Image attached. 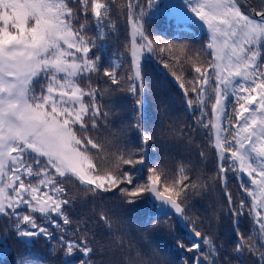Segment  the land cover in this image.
<instances>
[{
    "label": "snow or ice",
    "instance_id": "1",
    "mask_svg": "<svg viewBox=\"0 0 264 264\" xmlns=\"http://www.w3.org/2000/svg\"><path fill=\"white\" fill-rule=\"evenodd\" d=\"M156 5L157 0L146 5L143 0L126 5L116 0H0V217L5 233L14 232L25 246L45 239L62 253V264H167L157 249L133 245L103 212L96 230L83 213L74 219L78 200L86 203L116 192L130 206L151 197L157 220L176 216L170 230L173 246L194 253L178 264H229L230 256L240 264L245 254L264 264V0L256 6L251 0L173 5L178 26L195 20L207 28V40L195 51L148 32L145 23ZM114 14L126 19L127 43L124 52L106 58L105 41L118 29ZM149 56L173 69L196 128L215 152L213 180L224 189L223 211L235 235L231 251L216 243L211 219L205 232L187 215L189 196L207 192L208 182L194 180L183 164L169 180L152 160L150 145L157 136L145 130L142 112ZM126 62L128 74L121 75ZM122 83L129 86L120 89ZM117 89L138 95L135 148L100 136L112 123L102 101ZM229 174L246 199L237 202L227 191ZM69 180L77 192H71ZM243 218L249 221L247 232ZM181 227L187 234L177 239ZM34 255H21L16 264L48 259Z\"/></svg>",
    "mask_w": 264,
    "mask_h": 264
},
{
    "label": "trees",
    "instance_id": "2",
    "mask_svg": "<svg viewBox=\"0 0 264 264\" xmlns=\"http://www.w3.org/2000/svg\"><path fill=\"white\" fill-rule=\"evenodd\" d=\"M116 2L126 5L127 0H116ZM251 2L256 6L259 0H251ZM143 3L146 5L147 0H143ZM114 18H117L115 14ZM117 23V32L105 41L107 45L106 58L112 56L114 52L119 55L125 50L128 25L126 19L117 18ZM145 27L154 37L163 36L165 40L187 43L194 51L200 49L202 43L208 38L207 30L201 28L197 23H180L178 26L177 22L166 18L165 14L155 10V7L149 10ZM178 27L180 31H177ZM88 34L94 33L89 32ZM165 59H167V55H165ZM105 66L107 65L105 64ZM184 68L188 69V65H184ZM143 71L145 76V95L142 107L144 127L146 131H152L157 136L156 144L150 145V148L155 149L152 153V160L165 169L169 180L175 177L177 167L183 164L189 168L188 174L194 180L199 178L201 183L208 182L207 192L189 196L187 215L196 221L198 230L205 232L209 231L208 220L211 219L210 231L215 237L216 243L218 245L225 244V248L231 251L235 235L232 231L231 217L225 215L223 211L227 206L224 189L218 181L213 180L217 171L215 152L208 145L206 134L196 128L192 119L193 113L187 109L183 92L172 75L173 69L165 68L156 57L149 56L144 61ZM175 71L177 75H180L182 69L177 65ZM127 74L126 62V66L121 70V75ZM128 86L127 83H122L120 89H126ZM120 89L105 96L102 101L106 110H111L112 115L109 119L112 123L109 128L101 129L100 136L115 139L118 147L135 148L139 142V133L133 127L138 112L135 103L138 95L134 96L128 91ZM113 132H118L119 135L114 138ZM109 151L112 149L109 148ZM201 152L205 153L203 158L200 157ZM65 183L71 192L78 191L77 186L70 180ZM227 191L237 202L239 198L246 199L239 189L237 179L232 174H229ZM74 212L76 213L74 219H78L83 213L86 219L94 221V224L89 225V228L93 230L101 228L99 214L105 213L112 220L114 229L127 233V238L133 245L141 249H157L167 264H178L180 258L194 255V253L182 252L173 246L174 241L170 237V230L177 224V218L169 213L168 216H159V220H157L154 205L149 197L135 206H130L121 201L119 193H101L94 198L87 199L86 203L78 200ZM5 223L4 218L0 217V249H6L0 251V264H16L21 255L30 254H35L34 258L47 256L45 264H62V253L54 250L51 243L43 238H36L25 246L16 238L14 232L5 233L3 227ZM241 223L247 232L249 221L243 218ZM186 234L187 229L181 227L176 232V238L179 239ZM105 235L108 234L105 233ZM245 261L247 264H257L247 254L240 264H245ZM229 264H237L235 256L229 257Z\"/></svg>",
    "mask_w": 264,
    "mask_h": 264
},
{
    "label": "rangeland",
    "instance_id": "3",
    "mask_svg": "<svg viewBox=\"0 0 264 264\" xmlns=\"http://www.w3.org/2000/svg\"><path fill=\"white\" fill-rule=\"evenodd\" d=\"M181 3H182V0H157L159 12H163L166 18H170L171 20L175 22H177L175 15L173 14L175 10L172 6L181 4ZM192 22L197 23L201 28H204L205 30H207L206 26L202 25L201 22H198L195 20Z\"/></svg>",
    "mask_w": 264,
    "mask_h": 264
},
{
    "label": "water",
    "instance_id": "4",
    "mask_svg": "<svg viewBox=\"0 0 264 264\" xmlns=\"http://www.w3.org/2000/svg\"><path fill=\"white\" fill-rule=\"evenodd\" d=\"M150 198V200L152 201V199H151V197H149ZM153 202V201H152Z\"/></svg>",
    "mask_w": 264,
    "mask_h": 264
}]
</instances>
